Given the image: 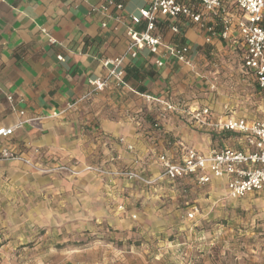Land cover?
Masks as SVG:
<instances>
[{
	"label": "crops",
	"instance_id": "0c3cea01",
	"mask_svg": "<svg viewBox=\"0 0 264 264\" xmlns=\"http://www.w3.org/2000/svg\"><path fill=\"white\" fill-rule=\"evenodd\" d=\"M107 1L3 0L0 4V127L22 124L14 136L0 139V151L10 148L35 160L32 153L40 149L44 160L70 169L40 174L20 161H1L0 233L8 230L9 216L15 210L20 216L30 211L37 225L47 227L57 220L55 201H63L68 214L78 200L90 213L107 205L127 208L124 196H134L135 188L144 187L98 175L87 171L88 167L110 173L130 169L155 179L161 173L158 156L176 151L177 142L204 154L226 143L235 145L234 134L200 131L178 113L168 114L160 132L152 131L138 120L149 110L134 91L156 97L168 91L178 106L208 107L216 115L224 114L228 107L236 118H263L248 111L233 112L229 99L218 108L210 89L218 71L212 66L209 48L203 47L202 37L193 29L170 40L190 44L194 71L174 60L159 69L146 51L131 59L128 15L138 14L145 1L117 0L123 10L92 12ZM115 57H125L127 88L111 86L95 93L89 80L104 77L103 61ZM201 74L206 78L201 80ZM235 81L261 94L248 80L234 79L232 84ZM74 104L76 107L67 109ZM121 138L125 144L119 142ZM129 145L133 151L128 150ZM164 183L148 189L156 192V186ZM206 187L226 196L221 181L213 180Z\"/></svg>",
	"mask_w": 264,
	"mask_h": 264
},
{
	"label": "rangeland",
	"instance_id": "374dc122",
	"mask_svg": "<svg viewBox=\"0 0 264 264\" xmlns=\"http://www.w3.org/2000/svg\"><path fill=\"white\" fill-rule=\"evenodd\" d=\"M218 63V108L229 99L233 112L264 118V94L231 82L242 78L240 56L226 54ZM184 186L186 193L165 183L156 192L137 187L134 196H124V211L107 205L90 213L78 200L68 214L63 201H55L57 220L47 227L30 211L20 216L15 210L0 233V264H264L263 193L231 200L211 187ZM193 206L199 214L190 220Z\"/></svg>",
	"mask_w": 264,
	"mask_h": 264
},
{
	"label": "built area",
	"instance_id": "2783aa9c",
	"mask_svg": "<svg viewBox=\"0 0 264 264\" xmlns=\"http://www.w3.org/2000/svg\"><path fill=\"white\" fill-rule=\"evenodd\" d=\"M144 1L145 5L138 14L128 15V56L131 59H136L146 51L155 58V66L159 69L166 62L174 60L194 71L196 62L190 44L187 41L176 43L170 40L182 37L185 31L193 29L202 37L203 47L209 48L215 69L219 66L218 58L226 52L238 54L241 58L242 78L264 94V0ZM111 8L123 10L124 7L117 0H108L92 12L102 11L106 14ZM59 60L62 58L59 57ZM103 66L106 75L89 80L95 93H103L111 86L119 90L127 88L125 57L105 59ZM199 78L203 80L206 76L201 74ZM210 89L216 90L215 82ZM134 93L144 100L149 111L157 113L155 128L166 121L168 114L178 113L200 131L234 134L235 145L215 148L204 154L177 142L176 151H164L158 156L161 173L155 179L130 169L110 173L94 166L88 167L87 171L112 175L145 187L166 182L171 188L181 186L185 193L187 190L184 184L191 183L203 188L213 180L221 181L226 196L231 200L264 194V118L252 121L236 118L228 107L224 114L216 115L208 107L178 106L172 103L168 91L159 97ZM8 101L13 102V98L8 97ZM76 105H68L67 109H73ZM21 127V123L16 127H0V139L14 136L16 129ZM119 142L125 144V139L121 138ZM128 150L133 151V146L129 145ZM32 155L35 160L24 152L3 148L0 151V162L20 161L44 173L70 170L44 160L40 149H35ZM124 209V206H119L120 211ZM198 214L199 209L193 206L188 212V218L194 220Z\"/></svg>",
	"mask_w": 264,
	"mask_h": 264
},
{
	"label": "trees",
	"instance_id": "16d2710c",
	"mask_svg": "<svg viewBox=\"0 0 264 264\" xmlns=\"http://www.w3.org/2000/svg\"><path fill=\"white\" fill-rule=\"evenodd\" d=\"M181 42H185L184 40H182ZM129 76V73L128 75L126 76L125 78V81L127 80ZM157 113L155 111H147L145 110V112H142L138 118L139 122L143 125L144 123L148 124L150 126V129L152 131H155V132H160L162 130V124L161 126H159L158 128H155V125L157 124ZM137 120V121H138Z\"/></svg>",
	"mask_w": 264,
	"mask_h": 264
}]
</instances>
